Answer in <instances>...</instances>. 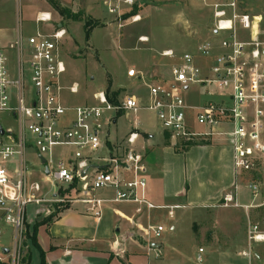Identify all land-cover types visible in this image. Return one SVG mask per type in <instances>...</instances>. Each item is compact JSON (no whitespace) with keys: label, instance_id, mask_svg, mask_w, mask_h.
Returning a JSON list of instances; mask_svg holds the SVG:
<instances>
[{"label":"built area","instance_id":"1","mask_svg":"<svg viewBox=\"0 0 264 264\" xmlns=\"http://www.w3.org/2000/svg\"><path fill=\"white\" fill-rule=\"evenodd\" d=\"M100 1L119 20L123 10L136 2ZM197 1L210 8L212 36L200 41L194 52L177 55L163 50L161 56L175 59L170 77L167 82L145 83L148 97L144 104L126 96L112 105L104 91L93 94V104H63L62 91L75 94L78 85L62 84L65 29L58 27L49 34L39 29V23L51 20L50 12L36 15L33 34H18L5 49L0 48V112H7L19 127L0 136V225L12 229L6 253L0 245V262L19 264L27 204L78 203L95 222L107 205L115 203L133 204L136 213L165 208L173 217L172 210L178 206H157L147 198L145 152L135 147L141 135L137 120L122 148L110 150L109 127L119 111L152 112L174 148L215 140L230 143L237 183L218 206L264 207V41L257 38L260 20L244 12L238 0ZM128 18L136 22L140 16ZM5 50L15 53L14 72L8 67ZM137 75L141 76L134 68L126 72L129 78ZM192 85L205 89V102H187L182 97V91ZM28 152L40 161L44 181L56 189L50 197L27 177ZM10 162L14 165L7 168ZM238 182L250 191V203L237 202ZM164 230L160 223H148L144 234L158 239ZM259 243H264V229L248 219L240 256L250 262L253 247ZM202 253L199 248L197 262H202Z\"/></svg>","mask_w":264,"mask_h":264},{"label":"rangeland","instance_id":"2","mask_svg":"<svg viewBox=\"0 0 264 264\" xmlns=\"http://www.w3.org/2000/svg\"><path fill=\"white\" fill-rule=\"evenodd\" d=\"M57 1L72 13L80 14V20L63 18L46 1L48 9L45 11L51 13V20L40 23L39 27L45 34L51 33L58 27L65 29L61 49L66 72L62 76V84L78 85L75 94L62 91V102L67 105L95 103L93 94L99 91L105 92L107 81H110L112 90H121L119 100L126 96H134L144 104L147 101V88L139 83L130 82L126 72L133 67L127 65H135L143 59L153 57L160 62V66L163 65L161 68H156L153 75L158 78H165L164 75L170 77V69L175 59L160 57L156 55V51L171 49L177 55L183 51L194 52L198 42L212 36L210 8L197 0H138L136 13L140 19L136 22H131L128 17L123 18L129 9L123 10L124 14L122 13L119 20L115 15L107 13L100 0ZM224 1L226 0H208L209 3ZM238 2L244 12L259 18L257 38L264 41V0H238ZM44 7L42 0H0V48H6L1 45L7 42L5 36L7 30L15 31L20 28L24 37L34 33V16L38 11H43ZM87 20L96 26L91 31L89 39L85 40L83 24ZM142 35L146 36L149 42H139L137 38ZM5 53L8 57V67L14 72L15 53L12 50H5ZM197 63H200V60H197ZM204 90L202 87L192 85L187 91H182L181 95L185 100L188 98L196 103L205 102L208 97ZM135 120L139 122L138 129L141 132L135 144L136 149L143 150L146 154L156 144L173 147L168 136L163 132L157 133L160 132V125L153 113L141 109L136 114L123 111L122 115L116 117V122L109 127L108 132V140L111 141L108 146L111 151L115 147L122 148L125 136L133 127ZM0 125L5 131L16 132L19 128L17 121L7 112H0ZM147 133L153 135L151 140L153 142L147 140ZM212 144L228 149L225 144L218 142ZM197 145L200 144L193 146ZM187 150H176L174 157L168 160L170 188L182 186L187 195L193 198L197 194H206L217 189L227 171L215 168L213 165L215 163L210 161L209 164L207 158L201 162L202 155L186 154ZM222 160L224 163L228 161L227 153H224ZM26 161L31 163L27 170L28 179L38 182L43 193L50 197L56 189L44 181L40 161L30 152L27 153ZM13 165L14 162L6 164L7 168H12ZM240 183L242 182H238L236 200L239 204H248L252 201V195ZM169 201L187 206L174 208L172 218L167 215V209H154L150 223L159 222L164 226L165 230L160 240L167 247H174L176 255L182 256L183 264H220L219 257H213V253L218 254L216 248L218 245L222 246V250L227 252L229 257L235 256L245 248L243 244L247 221L242 216L244 210L242 207L222 208L216 206V203H205L202 206L200 203H188L189 200L185 197L178 199L172 197ZM55 205V203L48 205V210L52 212ZM45 206V204H27L26 221L31 222L33 213L36 212L34 210H40ZM68 206L69 203H62L59 208ZM250 220L264 229V207L252 209ZM172 225L175 226L174 231L171 230ZM25 230L26 228L23 233ZM11 236V228L0 229V245H10ZM207 240H211L212 250L207 249L206 255L202 254V262H197V246L204 247ZM24 241L22 235L20 247ZM26 243L30 246L29 241ZM22 251L24 253L26 249L22 247ZM253 256L252 264H264V243L254 247ZM243 260L246 261L245 258ZM30 264H38L34 250Z\"/></svg>","mask_w":264,"mask_h":264},{"label":"crops","instance_id":"3","mask_svg":"<svg viewBox=\"0 0 264 264\" xmlns=\"http://www.w3.org/2000/svg\"><path fill=\"white\" fill-rule=\"evenodd\" d=\"M42 1L45 6L43 11H45L48 9V4L45 0ZM43 11H38L34 16V32L36 30L35 17L39 12ZM38 26L40 27V23ZM6 33L5 36L7 42H4L3 45H1L4 47H7L18 34H22V30L20 28L15 29V31L10 29L7 30ZM141 37L146 36L142 35L138 37L137 40L139 42H149L147 37V40L145 41L140 40ZM163 50L168 49L156 51V55L161 57L160 53ZM127 66L133 67L138 74H141V76L137 75L132 78L128 77L130 82H136L145 87V83L152 84L167 82L169 79V76L166 75H162L165 78H158L153 75L156 68L163 67V65L160 66V62L153 59V57L143 59L138 64ZM146 96L148 97V90ZM190 100L193 101L192 103H196L193 99H186L187 102H191ZM157 133H161V130ZM147 138L148 141L153 142L151 141L153 135L150 133H147ZM215 142L225 144L228 149L213 145L212 143ZM193 145L192 147H189L190 150L188 148L186 154L194 153L195 155H202L201 162L207 158L208 163L211 161L216 164H213L215 168L221 170L225 169L224 171H227L224 173L221 185L212 192H207L206 194L200 193L194 198L191 195H187L182 186L170 188V169L167 168V165L168 160L173 158L175 155L174 153L177 151L171 145L156 144L145 154L147 198L152 203L157 206L185 207L187 205L169 201L172 197L176 199L185 197L189 200L188 203L191 204L200 203V205L204 206L205 203H216V206H218L224 194L231 191L233 192V187L237 183V176L233 166V150L231 144L226 141L215 140L207 142L206 144L202 143L197 146ZM224 153H227L228 157V161L225 163L222 160ZM214 204H212V206ZM153 210L154 209H143L141 213H136L135 205L133 204H110L103 209L100 220L95 222L86 212L83 205L74 203L64 209L62 208L49 224L39 225L36 234L37 244L43 252L45 264H183L182 256L176 255L177 252L173 246L167 247L160 238L148 239L145 236L144 228L151 222L150 217ZM34 211L33 220L27 222L25 210V222L30 226L50 213L47 206ZM251 211L252 210L242 211V216L245 217L246 221L250 219ZM3 228L8 229L10 227L1 224L0 229ZM171 230H175L174 225L171 226ZM245 239L246 234L243 246H245ZM257 245L258 244L254 245V247ZM2 246L7 249L11 246V243L10 245ZM210 247L211 240H207L204 247L197 246L196 253H198L199 248H202V254L206 255V250L211 249ZM216 248L218 254L213 253V257H219L220 264H252V261L248 262L247 260H243L240 253L233 257H229L227 252L222 250L221 245H218ZM29 249L31 256L32 250L36 252L38 264H40L39 251L31 245L29 246ZM254 256H252V258Z\"/></svg>","mask_w":264,"mask_h":264},{"label":"trees","instance_id":"4","mask_svg":"<svg viewBox=\"0 0 264 264\" xmlns=\"http://www.w3.org/2000/svg\"><path fill=\"white\" fill-rule=\"evenodd\" d=\"M50 6L63 18L66 19H73V20H80V14H74L72 13L69 9L63 7L60 5V3L57 0H46ZM138 0H136L135 4L132 6L131 9L128 10V12H126V14L123 15L124 17H128L130 15H134L137 14V5H138ZM96 26V24H92L89 20L85 21L83 24V32H84V39L88 40L91 31L93 30V28ZM121 90H112L111 89V83L110 81H107V85H106V90H105V94L107 97V100L112 104V105H117L119 102V94H120ZM122 115V112L119 111L116 113V117ZM165 134V133H164ZM167 136V134H165ZM192 144H189L187 146H182L180 148H174L177 151H184L186 149H188ZM66 208V207H65ZM64 209V208H63ZM62 210V208H59V206L56 204L52 210V212H50V214H48L47 216H45L44 218H42L39 221H36L32 224V226H30L27 222H25V232L23 233L24 236V242H22V246L20 248V257H19V264H29L30 263V259H31V254H30V249L28 244L26 243V241H29V244L31 246H33L34 248H36L39 251V256H40V264H45L44 261V255L43 252L41 251V249L39 248L38 244H37V240H36V234H37V228L39 227V225L41 224H49L54 217H56V215ZM30 229V231H29ZM22 247L26 249V251L23 253L22 251ZM0 264H9L8 262H0Z\"/></svg>","mask_w":264,"mask_h":264},{"label":"water","instance_id":"5","mask_svg":"<svg viewBox=\"0 0 264 264\" xmlns=\"http://www.w3.org/2000/svg\"><path fill=\"white\" fill-rule=\"evenodd\" d=\"M5 130L2 128V126L0 125V136H2L4 134ZM45 172L47 173V170H45ZM85 172V170L82 172V174ZM4 252H7V249H4Z\"/></svg>","mask_w":264,"mask_h":264}]
</instances>
